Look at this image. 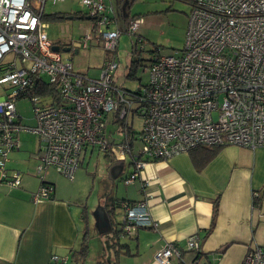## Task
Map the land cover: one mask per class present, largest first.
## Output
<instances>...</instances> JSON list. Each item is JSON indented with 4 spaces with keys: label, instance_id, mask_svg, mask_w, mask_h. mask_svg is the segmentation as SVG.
<instances>
[{
    "label": "built area",
    "instance_id": "built-area-1",
    "mask_svg": "<svg viewBox=\"0 0 264 264\" xmlns=\"http://www.w3.org/2000/svg\"><path fill=\"white\" fill-rule=\"evenodd\" d=\"M47 2L0 0V85L5 89L0 97V171L7 183H21V172L10 171L7 162L12 151L20 150L23 132L41 141L34 157L42 183L51 169L73 180L95 148L112 151L118 160L132 156L125 178L130 184L140 178L146 162L169 160L195 147H264V0H190L184 47L153 55L148 81L128 90L114 80L122 32L110 29L107 1H81L105 51L97 78L75 70L54 48L57 43L48 37L43 19ZM139 19L131 17L127 25L137 35L134 44L143 42L137 34ZM81 39L72 40L71 51L89 47L90 29ZM19 98L33 102L35 126L22 124ZM136 118L142 120L140 129ZM110 124L120 140L110 136ZM134 143L140 144L137 151ZM54 191L53 185L41 184L33 199L51 198ZM122 206L126 235L143 227L158 229L146 199ZM183 251L193 256L187 258ZM200 251L201 239L192 234L183 247L167 241L151 264H204ZM61 262L65 260L52 255L51 263ZM241 264H264V243L249 245Z\"/></svg>",
    "mask_w": 264,
    "mask_h": 264
},
{
    "label": "crops",
    "instance_id": "crops-1",
    "mask_svg": "<svg viewBox=\"0 0 264 264\" xmlns=\"http://www.w3.org/2000/svg\"><path fill=\"white\" fill-rule=\"evenodd\" d=\"M125 2L111 0L107 14L117 19V14L124 11ZM125 14L126 17L130 14L128 3ZM35 153L29 154L30 168L25 162L23 165L17 162L24 158L21 150L9 154L7 168L21 172L19 185L7 183L0 171V264H52V255L64 259V264H79L72 252L80 248L86 233L89 254L82 264L92 254L106 252L108 259L116 262L108 210L118 200L146 199L159 224L157 230L143 227L132 236H120V243L128 245L122 251L130 253L123 254L131 258L132 264H151L167 241L183 247L192 234H198L201 239L204 264H241L249 245L264 243V147L223 146L202 170L195 168L189 152L178 153L169 160L146 162L137 181L123 183L125 188L122 183H109L107 190L96 183L91 191L87 190V183H66L70 179L51 169L45 178L54 184L55 191L51 198L37 202L33 196L42 180L35 173L39 162ZM109 156L113 159L102 156L109 165L107 172L101 174L113 176L112 181L127 176L131 158L118 160L113 153ZM79 171L76 174L81 180L83 174ZM254 193H258L259 207L254 203ZM110 197L115 201L111 202ZM217 198L219 210L210 229ZM117 220L121 221L122 215ZM123 238L128 242L123 243ZM185 256L191 258L193 254Z\"/></svg>",
    "mask_w": 264,
    "mask_h": 264
},
{
    "label": "rangeland",
    "instance_id": "rangeland-1",
    "mask_svg": "<svg viewBox=\"0 0 264 264\" xmlns=\"http://www.w3.org/2000/svg\"><path fill=\"white\" fill-rule=\"evenodd\" d=\"M81 1L82 0H58L53 4L51 0H48L44 12L47 15L55 12H81L85 10ZM106 1L109 5L111 0ZM113 3H115V0H113ZM127 3L130 6V14L126 17ZM190 8V3L184 0H127V2L123 3V13L117 14V19L109 14V16L113 18L110 29H118L122 32L116 52L118 69L115 73L114 80L117 85L124 88H135L140 83H146L149 79L147 66L150 63V58L154 55L156 47L159 48L161 54H172L175 50L184 47L188 29V12ZM131 17L141 18L139 19L141 21V26L138 28L137 34L142 36V43L134 44L137 35L127 31L128 21ZM143 20L145 21L144 23ZM46 23L48 37L63 45L71 43L72 40H80L86 35L87 29H90L92 32V41H90L89 47H81L78 53L74 51L63 52V58L71 60L75 70L85 73L89 77L97 78L101 76L102 65L105 61V51L100 47V40L95 35L94 31L91 30L92 21L75 17L73 19L46 20ZM137 59H140V61L135 71V77L128 78L129 64ZM4 92L5 89L0 85V97ZM16 108L22 116V124L29 126L36 125L37 120L35 118L33 102L29 98H19L16 102ZM141 125L142 120L136 118L135 128L140 129ZM108 131L113 139L116 141L120 140L121 136L118 132L116 133V128L113 125L110 124L108 126ZM20 137L22 140L20 150L24 158L22 162H20V160L17 162L22 165L25 162V165L30 168L31 161L29 154L32 152H39L41 141L38 137L29 132L21 133ZM88 154L90 155V152ZM104 154V152H100L98 148H95L89 166L86 165L89 157L88 155L87 160L85 159V164L79 168L80 171L78 173H82L83 178L80 180V176L76 174L73 181L66 180V183H78L79 181L80 183H87L86 186L89 191L92 190L91 186L93 183L99 186L101 185L100 188H105V190L109 188V183L116 182L122 183V187L125 188L126 186L123 184L125 183L123 178L125 179L126 175H122V179L118 177L116 180L112 181L114 178L113 176L110 178L105 174H101L102 172H107V166L109 165L102 160ZM8 158L11 160V157L8 156ZM62 179L64 178L62 177ZM96 190L97 188L94 191V196H96ZM96 200H98L97 197ZM110 201L114 202V197H110ZM92 202H94L93 195ZM109 242L111 243V241ZM122 242L127 243L128 240L123 238ZM122 255L124 256V254ZM122 255L120 257V263H118L117 261L115 262V260L108 259L107 252L100 255L94 253L88 258L86 264L133 263L129 256L123 257Z\"/></svg>",
    "mask_w": 264,
    "mask_h": 264
},
{
    "label": "trees",
    "instance_id": "trees-1",
    "mask_svg": "<svg viewBox=\"0 0 264 264\" xmlns=\"http://www.w3.org/2000/svg\"><path fill=\"white\" fill-rule=\"evenodd\" d=\"M184 1L190 3V0H184ZM70 15H75V17H76V16H79V15H82V13L81 12H75V13L55 12V13H52V14H49V15L44 14L43 19H44V21H46V20L48 21V20L64 19V18H68ZM56 43L60 44V45H63V44H61L60 42H57V41H56ZM64 45H67V44H64ZM63 48L64 47H62V49ZM157 52H160V51H159V48L156 47V49L154 51V55ZM136 53H137V51H136ZM152 58H150V61L152 60ZM139 61H140V59L133 60L129 64V72L127 74L128 78L129 77L130 78L135 77V71H136V68L138 67ZM149 65H150V63H149ZM46 87H47V85H46ZM126 89L128 90L130 88H126ZM139 147H140L139 143H134L133 144V149L135 151H137L139 149ZM222 147L223 146H210V147L199 146V147H195V148L191 149L188 152L190 154V157L192 159V162H193L195 168L197 170H202L212 160V158L216 155V153ZM104 153H105L104 155L106 157H108L110 159H113L112 157L109 156V153L110 154L113 153L112 151H106ZM128 156L131 158L130 166L133 167L132 156L129 153L127 154L126 158ZM145 160H148V159H145ZM150 161H153V160H150ZM154 161H158V160H154ZM46 181H44V183H42V184H45V185L51 184V185L54 186L53 183H47ZM124 181H125V179H124ZM138 201H140V200H122V201L118 200V201L115 202L113 207H111V209L108 210V218L110 220V223L112 225V229L114 231V235L112 236V241H113V246L115 248L116 261L118 263H120V257H121V255L123 253L127 254V255H129L130 253L128 251H122V249L127 247L128 245L120 243V236L122 234H124V235H126V234L123 232L122 228H120V225H121L122 222L117 220V216L118 215H122L123 212H124L122 203L127 202V205H128V204H131V203L132 204L136 203ZM254 203H255V205L257 207H259L260 199H258V197H256ZM118 210H120L119 213H118ZM218 210H219V198H217L214 201L213 214H212V224H211V228L210 229H212L213 226L215 225V220H216V217H217V214H218ZM84 213H86V210L84 211ZM121 227H122V225H121ZM183 253H184V255L187 254L185 251H183ZM88 254H89V235H88V233H86L84 235V237L82 238V242H81L80 248L72 252V257L76 260L77 263L82 264L84 262V260L87 258ZM52 264H57V263H52Z\"/></svg>",
    "mask_w": 264,
    "mask_h": 264
},
{
    "label": "water",
    "instance_id": "water-1",
    "mask_svg": "<svg viewBox=\"0 0 264 264\" xmlns=\"http://www.w3.org/2000/svg\"><path fill=\"white\" fill-rule=\"evenodd\" d=\"M69 19H73V18H75V15H70L69 17H68ZM77 18L78 19H86V20H91V16H89V15H79V16H77ZM54 48L56 49V50H62L63 52H70L71 51V46L69 45V46H67V47H64L63 49H62V47H61V45L60 44H56L55 46H54ZM78 51H79V49H75V53H78Z\"/></svg>",
    "mask_w": 264,
    "mask_h": 264
},
{
    "label": "flooded vegetation",
    "instance_id": "flooded-vegetation-1",
    "mask_svg": "<svg viewBox=\"0 0 264 264\" xmlns=\"http://www.w3.org/2000/svg\"><path fill=\"white\" fill-rule=\"evenodd\" d=\"M77 17V16H76ZM78 41V40H77ZM71 43H68L67 45H61V47H67L69 46Z\"/></svg>",
    "mask_w": 264,
    "mask_h": 264
},
{
    "label": "clouds",
    "instance_id": "clouds-1",
    "mask_svg": "<svg viewBox=\"0 0 264 264\" xmlns=\"http://www.w3.org/2000/svg\"><path fill=\"white\" fill-rule=\"evenodd\" d=\"M81 13H82V11H81ZM82 15H84L83 13H82ZM139 18V17H138Z\"/></svg>",
    "mask_w": 264,
    "mask_h": 264
}]
</instances>
